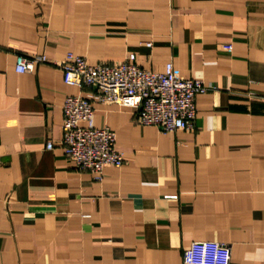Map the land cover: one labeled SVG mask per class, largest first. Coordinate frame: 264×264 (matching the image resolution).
I'll list each match as a JSON object with an SVG mask.
<instances>
[{"label":"crops","instance_id":"0c3cea01","mask_svg":"<svg viewBox=\"0 0 264 264\" xmlns=\"http://www.w3.org/2000/svg\"><path fill=\"white\" fill-rule=\"evenodd\" d=\"M70 53L202 80L194 129L94 104L125 162L78 171L63 106L91 90L64 83ZM206 241L264 264V0H0V264H184Z\"/></svg>","mask_w":264,"mask_h":264},{"label":"built area","instance_id":"2783aa9c","mask_svg":"<svg viewBox=\"0 0 264 264\" xmlns=\"http://www.w3.org/2000/svg\"><path fill=\"white\" fill-rule=\"evenodd\" d=\"M151 47L152 44H147ZM47 58L17 56L16 72L32 71ZM66 85L89 89V97L71 96L63 106L65 154L78 171L96 175L124 165L123 153L116 149V134L109 128L94 126V104H115L138 111L143 126H156L165 133L191 131L197 118L196 97L210 88L202 80L178 74L172 63L164 72L148 71L136 63V56L119 64H91L86 58L70 53L59 64ZM184 264H231V250L218 242H193L183 253Z\"/></svg>","mask_w":264,"mask_h":264}]
</instances>
